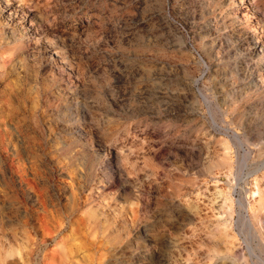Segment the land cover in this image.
Returning a JSON list of instances; mask_svg holds the SVG:
<instances>
[{
    "label": "rangeland",
    "instance_id": "1",
    "mask_svg": "<svg viewBox=\"0 0 264 264\" xmlns=\"http://www.w3.org/2000/svg\"><path fill=\"white\" fill-rule=\"evenodd\" d=\"M0 264H264V0H0Z\"/></svg>",
    "mask_w": 264,
    "mask_h": 264
},
{
    "label": "bare ground",
    "instance_id": "2",
    "mask_svg": "<svg viewBox=\"0 0 264 264\" xmlns=\"http://www.w3.org/2000/svg\"><path fill=\"white\" fill-rule=\"evenodd\" d=\"M2 66H3V65H2ZM257 190L259 191L260 189L258 188ZM254 193H256V191H255Z\"/></svg>",
    "mask_w": 264,
    "mask_h": 264
}]
</instances>
